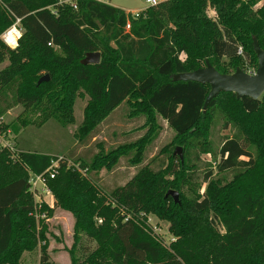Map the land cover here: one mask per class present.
<instances>
[{"label": "trees", "instance_id": "trees-1", "mask_svg": "<svg viewBox=\"0 0 264 264\" xmlns=\"http://www.w3.org/2000/svg\"><path fill=\"white\" fill-rule=\"evenodd\" d=\"M261 1L171 0L165 23L155 11L159 5L133 18L93 0H76V9L58 0H0V36L16 19L21 30L13 50L0 40V65L7 62L0 70V119L21 105L38 114L39 123L54 120L66 128L75 124L73 106L84 94L74 134L81 146L121 104L128 119H142L145 129L137 140L106 153L98 144L88 161L68 165L61 159L56 169L51 167L58 158L48 153L0 146V264H19L24 252L38 248L39 264H57L47 252L46 220L53 208L35 200L30 180L36 176L54 206L74 218L71 264H264V93L258 100L219 93L203 110L209 85L172 79L206 61L221 75L246 73L244 62L256 70L253 40L260 46L264 17L252 22L247 13ZM175 28L190 29L194 39ZM95 52L98 64H81ZM44 75L49 81L38 85ZM220 118L232 135L214 153L208 137ZM160 121L174 133L160 154L174 161L179 146L183 162L178 157L177 165L154 171L149 161L124 185L101 192L92 175L113 171L121 159L140 166L162 130ZM9 130L17 134L20 128L0 123V136ZM202 154L213 158L216 175L207 164L201 194ZM224 173L232 175L229 181ZM167 191L178 193L179 204ZM148 214L168 222V244L147 222ZM83 237L94 247L80 258Z\"/></svg>", "mask_w": 264, "mask_h": 264}, {"label": "rangeland", "instance_id": "rangeland-1", "mask_svg": "<svg viewBox=\"0 0 264 264\" xmlns=\"http://www.w3.org/2000/svg\"><path fill=\"white\" fill-rule=\"evenodd\" d=\"M145 1L146 0H108L107 5L120 9L124 13L138 12L142 14L146 11V9H148ZM155 1L159 4V7H157L155 11L160 16V18L165 23H167L165 8L169 5L171 0ZM208 13L213 15L211 12ZM247 18L252 22L259 19V17L256 16L252 10L247 13ZM177 32L189 40L194 39V34L188 28ZM259 44L261 50L264 51V38L259 41ZM239 56L243 61L244 57L242 55ZM184 58V55H180V59ZM244 70L250 75L255 74L256 72L254 68H248L245 62ZM87 99L88 97L84 94L76 98L73 106L75 124L66 128L61 127L54 120H48L43 124L39 123L41 119L38 114L31 113L30 109H28V111H24L25 109L21 105L14 106L2 116L0 123L2 125L15 123V125L19 126L20 130L17 134L9 130L5 135L0 136V146L13 147L17 144L18 148L48 153L55 158L60 160L62 159V161H67L68 165H72V163H74L78 158H82L85 161L90 160L92 156L99 151V147L97 146L98 144L102 146V149L106 153L109 150L116 148L120 144L133 142L144 134L145 129L141 128L143 120H129L127 117V107L124 104H121L98 127L94 133V136L86 142V145L81 146L78 144L74 134L76 128L82 121L83 109L86 105ZM18 118H20V120H18ZM23 119H25L26 123L31 124L22 126L21 120ZM160 123L163 126L162 130L160 131L157 138L151 144L147 145L145 149L144 161L140 166L130 167L127 160L121 159L113 171L107 172L102 170L97 176L92 175L95 183L97 184L96 186L101 192L108 193L111 191V189L124 185L141 166L148 164L149 161H152L149 165L154 171H164L169 166V164H178L177 156L174 158V161H172L168 153L165 152L160 154L162 149L170 145L174 137L172 130H170L165 123H162L161 121ZM223 123L224 121L221 118L218 120L216 119L210 129L208 139L214 153L218 152L222 144L223 137H229L232 135L230 129L223 128ZM174 147L180 148L179 146ZM180 149L182 150V148ZM199 159L200 163H198V166L200 167V170L198 171V184L201 185L200 193L202 194L206 184L201 183V178L207 169L206 165L210 164L212 166L213 176H215L216 164L210 155L202 154L200 155ZM224 175H226V181H229L232 177L230 173H224ZM31 191L33 192L36 201L39 199L42 200L44 196L53 197L45 188V186L39 183L35 184L34 186L31 185ZM48 204L51 205L50 203ZM55 208L56 207H54V209ZM65 214L66 213H64L62 209L60 210L59 208V210L57 209L53 211V214L49 220L46 221L48 227L46 234L48 240L47 252L49 259L57 264H71L69 248L73 242L72 235L74 218L70 213L73 218V223L69 224V219L68 217H65ZM54 216H56V218L51 220V218ZM147 217L154 230L163 238L164 242L168 244L173 238L172 234L168 230V222L158 218L153 214H148ZM218 229L222 231V228L219 224ZM81 243L82 255L80 258H82L84 254L88 253L94 247V243L86 237L82 238ZM39 259L40 250L38 248L33 252H24L19 264H39Z\"/></svg>", "mask_w": 264, "mask_h": 264}, {"label": "water", "instance_id": "water-1", "mask_svg": "<svg viewBox=\"0 0 264 264\" xmlns=\"http://www.w3.org/2000/svg\"><path fill=\"white\" fill-rule=\"evenodd\" d=\"M253 48L257 57L258 66L255 74H248L243 71L237 70L231 75L219 74L207 61L205 67H202L191 73L178 74L172 77L175 82H198L207 84L210 91L204 102L203 110H206L210 102L219 93H233L236 98L248 97L253 100H258L264 93V51L261 50L257 41L253 40ZM100 61V54L88 53L81 61L82 65H96ZM49 81V76H42L37 84ZM173 156L179 157L182 162V150L175 148ZM171 197L175 204H179V195L174 191H167L166 197Z\"/></svg>", "mask_w": 264, "mask_h": 264}, {"label": "built area", "instance_id": "built-area-1", "mask_svg": "<svg viewBox=\"0 0 264 264\" xmlns=\"http://www.w3.org/2000/svg\"><path fill=\"white\" fill-rule=\"evenodd\" d=\"M75 1L76 0H58L57 5H63V4L70 5L73 9H76ZM93 1H96V2L102 3V4H107V2H108V0H93ZM145 3L147 4L148 8H155L159 5L155 0H146ZM126 14H129L133 18H138L140 13L131 12V13H126ZM19 22H20V20L16 19L15 23L0 36V40L11 50H13L17 47L18 40L21 37V30L19 29ZM129 28H130V25H129V22H127V24L125 26V30L128 31ZM238 55H242L241 48H239V50H238ZM59 160L60 159H58L55 163H53L51 169H56L58 167L57 163ZM54 175H55V172H53V171L50 172V178L51 179H53ZM37 183L44 185L43 184L44 183L43 178L40 176H36V177L31 178L30 185L34 186ZM147 222L150 224L148 218H147Z\"/></svg>", "mask_w": 264, "mask_h": 264}, {"label": "crops", "instance_id": "crops-1", "mask_svg": "<svg viewBox=\"0 0 264 264\" xmlns=\"http://www.w3.org/2000/svg\"><path fill=\"white\" fill-rule=\"evenodd\" d=\"M208 12H211L213 15H211V14H209ZM252 12H254V14L256 15V16H258L259 18H261V17H264L263 15V13H264V0H262L261 2H259L255 7H253L252 8ZM126 14V13H125ZM207 14H208V16L210 17V18H213L212 16H214V12L211 10V9H208L207 10ZM261 14H263V15H261ZM175 30H178V29H176L175 28ZM7 65V62H4V63H2L1 65H0V70H2L5 66ZM40 200V199H39ZM40 201H42L43 203H45L48 207H51V208H53V211H55V210H59V207H56L55 209H54V204H55V201H54V199H53V197H51V196H44L43 198H42V200H40ZM48 203H50L51 205H49ZM61 210V209H60ZM64 213H66L65 214V217L67 218L68 217V222H69V224H72L73 223V218H72V216H71V214L69 213V212H67V211H64V210H62ZM56 218V216H54L53 218H51V220H53V219H55ZM49 220V218L46 220V221H48Z\"/></svg>", "mask_w": 264, "mask_h": 264}]
</instances>
